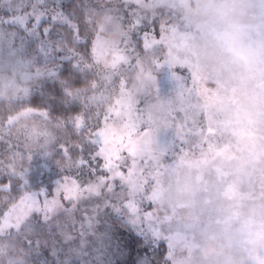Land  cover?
Returning <instances> with one entry per match:
<instances>
[{
    "label": "rangeland",
    "instance_id": "rangeland-1",
    "mask_svg": "<svg viewBox=\"0 0 264 264\" xmlns=\"http://www.w3.org/2000/svg\"><path fill=\"white\" fill-rule=\"evenodd\" d=\"M81 1L74 7L80 5L77 12L83 17ZM159 3L183 13L186 30H176L166 15L160 35L154 33L160 37L159 66L146 61L128 74L114 129L125 155L129 149L134 154L128 160L135 162L138 194L146 208L151 203L147 210L167 245L161 264H264V0ZM103 17L95 23L100 38L108 42L106 51L122 48L120 33H112L111 24L104 29L108 23ZM30 40L21 32L15 42ZM178 69L187 70L186 84L175 73ZM7 78L0 73V88ZM118 89L117 84L115 95H120ZM172 99L179 111L165 114ZM59 178L46 191L52 194L49 200ZM40 216L34 213L32 218L39 222ZM119 216L139 237L144 253H161L139 223ZM56 222L65 223L63 218ZM78 243L94 251V242ZM96 244L103 247L101 240ZM120 258L110 251L111 264ZM130 264L152 262L138 256Z\"/></svg>",
    "mask_w": 264,
    "mask_h": 264
},
{
    "label": "snow or ice",
    "instance_id": "snow-or-ice-1",
    "mask_svg": "<svg viewBox=\"0 0 264 264\" xmlns=\"http://www.w3.org/2000/svg\"><path fill=\"white\" fill-rule=\"evenodd\" d=\"M98 3L85 7L83 18L72 22L57 0H0V8L8 12L0 17V73L8 74L0 88V106L5 109L0 112V176L7 180L0 185L7 197L0 223L9 226L10 236L23 237L31 254L39 246L34 213H42L43 225L63 218L68 230L62 226L60 234L65 242L74 238L77 223L84 236L102 212H112L139 223L150 244L166 246L157 220L147 210L151 203L146 208L138 194L135 162L128 160L134 154L129 149L125 155L114 129L128 74L146 61L159 66L160 37L157 40L154 33L157 24L162 31L166 13L159 0ZM99 16L119 29L122 48L106 51L108 42L100 38L95 23ZM61 22L70 28L67 34L55 31ZM33 29L44 41L35 58L23 41L15 42L19 33L29 35ZM117 84L120 95L114 92ZM37 95L39 104L34 102ZM35 156L55 161L60 169L51 200L52 194L33 191L27 179L24 160L31 162Z\"/></svg>",
    "mask_w": 264,
    "mask_h": 264
},
{
    "label": "trees",
    "instance_id": "trees-1",
    "mask_svg": "<svg viewBox=\"0 0 264 264\" xmlns=\"http://www.w3.org/2000/svg\"><path fill=\"white\" fill-rule=\"evenodd\" d=\"M82 1L81 5H83L84 8L86 6H100L98 0ZM60 2L62 3L61 7L63 11L72 16V22L81 20V13L79 15L77 12V10H81L79 9L80 5L77 4L79 8L74 7L76 5V0H60ZM78 3L80 4V0ZM164 11L166 15L169 16L167 21L169 24H172L173 27L175 26L176 30H180L182 32L186 30V27H184L185 18L183 13L176 11L173 8H165ZM7 15L8 12L3 8H0V17ZM103 19L105 21L107 20L108 23L102 25L104 29L108 28L111 24V32L114 34L120 33L119 29L115 27L111 21H109L106 17H103ZM55 31L63 35L67 34V32L70 31V28L66 26L64 22H61V26L57 27ZM155 35H160L159 24L156 26ZM28 36L31 37L32 40H30L29 43L24 44L27 46L26 48L28 52L35 56L37 51L35 48L38 49L40 44L44 41L41 39L40 32L35 29H33L32 35ZM120 42L122 46V39H120ZM175 73H177L179 77H182L181 79L183 80L182 82H184L183 84H186L188 79H190L187 70L178 69ZM167 87L168 85L165 84L164 90H166ZM4 100L6 103L7 98H4ZM34 102L36 104L40 103L39 95L34 98ZM179 106L178 102L174 101V99L168 101L165 114H169L170 112L177 113L179 111ZM4 110V107L0 106V112H3ZM209 135L210 137L212 136L211 134ZM13 139H15V137H13ZM183 146L184 144L181 145L182 148ZM19 151L23 153L26 150L21 145ZM2 158L3 157H0V159ZM56 159H59V157H56ZM46 164H50V166L45 167L44 165ZM24 166L29 168L27 179L29 180V184L33 191L39 189L45 191L51 190L54 180L56 177L60 176V169L56 166L55 161L48 162L44 159L41 160L39 156H35L31 162L25 158ZM37 173H39V175H37ZM33 177H35L34 180ZM6 182V177L0 176V185ZM13 195H15V193H13ZM6 199V194L0 191V211L7 210L5 206ZM33 223L36 227H39L38 221L35 222L33 220ZM2 225L3 223H0V229L2 228ZM4 225L5 227L3 230H0V264H111L109 261V254L111 250H114L118 256H121L119 259L121 261L116 260L113 264H130L133 260H137L138 256L147 257L150 259L152 264H161L166 260L163 253L165 254L168 252L167 245L165 244L166 246L164 248L162 247L163 250H161L160 254L156 255L152 253L151 255L150 253H144L141 249L140 242L138 241L139 237L136 236V233L125 228L122 225L119 214L112 212H108L106 214L102 212L95 228L88 231L84 236L79 234V223H77L76 229L73 230L74 238L68 242H65L60 234L62 226L65 230H68L65 223H57L54 221L53 223H50V225H47V227L45 226V228L42 225L43 229L37 228V235L34 239L39 246L33 254H31L25 247L24 238L20 237L17 239L15 236H10L8 225ZM41 231L44 236L41 235ZM82 239L89 243L94 242V251H92V247L89 244H79L78 241ZM97 240H101L103 242V244H101L103 247L96 244ZM115 243H117V248L115 247L114 249ZM105 247L108 249L107 251L104 250Z\"/></svg>",
    "mask_w": 264,
    "mask_h": 264
}]
</instances>
